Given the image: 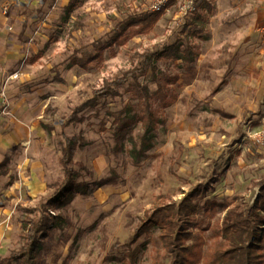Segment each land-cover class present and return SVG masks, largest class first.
<instances>
[{
    "label": "rangeland",
    "instance_id": "rangeland-1",
    "mask_svg": "<svg viewBox=\"0 0 264 264\" xmlns=\"http://www.w3.org/2000/svg\"><path fill=\"white\" fill-rule=\"evenodd\" d=\"M69 1L0 0V260L21 244L15 205L33 206L47 197V182L59 174L62 118L92 87L132 67L139 53L181 39L198 45V58L173 67L177 100L163 111L154 147L139 163L113 152L105 107L98 117L69 128L82 136L75 160L96 176L114 169L125 181L97 188L90 200L76 196L66 211L67 226L44 238L39 261L129 264L118 260L113 245L128 238L145 210L178 201L213 178L191 235L183 239L185 264H209L223 215L212 201L239 194L252 203L258 190L253 183L264 175L257 146L241 141L264 111V0H206L212 8L198 35L184 26L195 14L179 19L170 7L148 32L116 47L113 55L103 49L87 67L70 65L71 56L95 54L117 18L145 11L150 0H81L66 16ZM41 122L55 129L48 134ZM158 232L154 228L139 239L144 247L135 264H151L160 248Z\"/></svg>",
    "mask_w": 264,
    "mask_h": 264
},
{
    "label": "trees",
    "instance_id": "trees-1",
    "mask_svg": "<svg viewBox=\"0 0 264 264\" xmlns=\"http://www.w3.org/2000/svg\"><path fill=\"white\" fill-rule=\"evenodd\" d=\"M80 1L70 0L64 7L65 15L68 16ZM211 8L208 1L202 0L198 9L205 12L197 9L194 18L184 24L192 35L203 31L206 13ZM160 13L133 12L117 18L108 38L96 44L97 52L74 54L70 65L87 67L90 62L101 58L99 53L105 48L113 55L116 47L148 32ZM198 55L197 44L181 39L165 44L161 49L145 50L139 53V59L132 67L105 78L100 85L91 88L83 102L72 107L62 118L57 132L59 174L47 182L50 189L47 197H42L33 206L15 205L21 244L5 255L0 263L40 264L44 238L67 226L66 211L76 196L90 200L97 188L124 183V178L114 169L104 176H96L83 161L75 160L74 156L82 145V136L70 133L69 128L98 117L105 107L104 112L110 122L106 129L113 142V152L120 150L128 155L131 164L139 163L154 147L159 125L163 123V111L177 100L174 84L178 75L172 71L173 67L191 65ZM37 57L29 62L34 63ZM41 126L48 134L55 129L45 122H41ZM212 181L210 178L207 182L195 184L178 201L169 200L145 210L128 238L114 243L113 248L119 250L118 260L135 264L144 247L137 242L157 228L160 248L154 251L151 264H185L188 250L183 239L191 235L199 201L213 190ZM253 184L258 190L252 203L239 194L212 201L223 210V215L218 229L220 238L215 242L209 264H264V175Z\"/></svg>",
    "mask_w": 264,
    "mask_h": 264
},
{
    "label": "built area",
    "instance_id": "built-area-1",
    "mask_svg": "<svg viewBox=\"0 0 264 264\" xmlns=\"http://www.w3.org/2000/svg\"><path fill=\"white\" fill-rule=\"evenodd\" d=\"M201 0H150L145 11L162 12L170 7L176 8V15L179 19L188 18L198 9ZM262 46L264 47V21L261 26ZM241 141L255 144L258 153L264 157V111L254 118L245 128Z\"/></svg>",
    "mask_w": 264,
    "mask_h": 264
}]
</instances>
